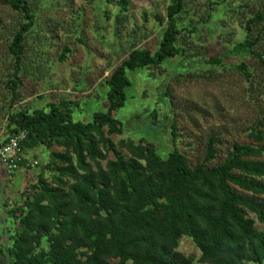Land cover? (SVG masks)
Instances as JSON below:
<instances>
[{
	"label": "trees",
	"instance_id": "16d2710c",
	"mask_svg": "<svg viewBox=\"0 0 264 264\" xmlns=\"http://www.w3.org/2000/svg\"><path fill=\"white\" fill-rule=\"evenodd\" d=\"M35 1L3 2L15 20L2 80L9 99H2L0 116L7 122L4 129L0 123V131L9 137L25 132L22 148L27 154L39 149L61 151L49 154L37 182L23 193L22 203L9 210L16 228L8 232L10 245L0 264H262L264 231L249 218L254 215L264 224L261 125L250 136L257 147L234 144L218 164H214L217 138L211 137L204 161L195 167L178 149L163 159L144 140L121 141L118 146L112 140L124 133L116 115L128 101L132 87L128 74L186 55L181 35L194 33L184 25L191 21L185 10L190 0H171L154 53L148 46L139 47L143 41L136 38L106 81L107 110L94 113L87 123L74 120L78 106L73 102L49 103L35 110L17 107L37 96V86L47 76L31 45L38 36ZM106 1L120 8L121 24L128 1ZM212 18L210 13L202 22ZM244 28L246 38L233 52L254 56L264 69L260 48L264 9L257 10ZM116 34L120 37L119 29ZM69 53L64 48L59 62H65ZM210 62L222 64L217 58ZM236 70L251 79L246 64ZM173 137H177L175 129ZM46 173L52 174L51 180ZM183 238L193 242L200 259L179 252Z\"/></svg>",
	"mask_w": 264,
	"mask_h": 264
},
{
	"label": "rangeland",
	"instance_id": "374dc122",
	"mask_svg": "<svg viewBox=\"0 0 264 264\" xmlns=\"http://www.w3.org/2000/svg\"><path fill=\"white\" fill-rule=\"evenodd\" d=\"M4 1L0 0V106L4 97L9 99L2 80L9 62V30L15 20ZM127 1L119 24L120 8L106 0H36L38 36L31 45L47 76L37 86V96L17 107L28 105L35 110L49 103L73 102L78 106L74 107V120L86 123L94 113L105 112L106 81L111 72L128 56L136 38L143 41L139 47L148 46L154 53L168 22L171 0ZM212 3L217 5L212 7ZM259 9H264V0H190L185 10L191 21L184 25L194 33L181 35L186 55L172 58L161 67L128 74L132 82L128 101L116 115L124 133L113 136V142L118 146L121 141L138 144L144 140L153 144L163 159L178 149L192 167L204 161L211 137L217 138L219 152L214 164L222 163L234 144L257 147L250 136L258 125L264 130V69L254 56L234 53L233 49L245 40V22ZM210 13L213 18L202 22ZM64 48L70 53L61 63ZM260 48L264 51V35ZM213 58L222 64L211 63ZM243 63L251 73L250 80L236 70ZM6 122L0 116L3 129ZM118 149L129 156L126 150ZM52 151L61 149L29 152L40 165L12 177L0 168V263L10 245L8 232L16 228L9 210L22 203L23 193L37 182ZM45 177L51 180L52 174ZM249 218L256 222L257 230L264 231V224L254 215L249 214ZM179 252L196 260L201 257L186 238L180 241Z\"/></svg>",
	"mask_w": 264,
	"mask_h": 264
},
{
	"label": "built area",
	"instance_id": "2783aa9c",
	"mask_svg": "<svg viewBox=\"0 0 264 264\" xmlns=\"http://www.w3.org/2000/svg\"><path fill=\"white\" fill-rule=\"evenodd\" d=\"M25 138V132L9 137L5 135L4 130L0 131V167L10 177L21 170L33 169L40 165L37 160H30L23 150L22 142Z\"/></svg>",
	"mask_w": 264,
	"mask_h": 264
},
{
	"label": "crops",
	"instance_id": "0c3cea01",
	"mask_svg": "<svg viewBox=\"0 0 264 264\" xmlns=\"http://www.w3.org/2000/svg\"><path fill=\"white\" fill-rule=\"evenodd\" d=\"M27 155H28V158H29L30 160H32V158H33V157H31L32 155H31V156H30L29 154H27ZM34 159H35V158H34ZM0 168H1V167H0ZM23 171L25 172L26 170H22V172H23Z\"/></svg>",
	"mask_w": 264,
	"mask_h": 264
}]
</instances>
